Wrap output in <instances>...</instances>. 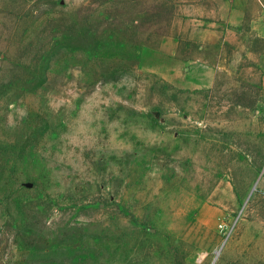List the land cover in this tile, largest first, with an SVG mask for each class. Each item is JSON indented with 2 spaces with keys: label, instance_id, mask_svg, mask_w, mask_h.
<instances>
[{
  "label": "rangeland",
  "instance_id": "obj_1",
  "mask_svg": "<svg viewBox=\"0 0 264 264\" xmlns=\"http://www.w3.org/2000/svg\"><path fill=\"white\" fill-rule=\"evenodd\" d=\"M233 2L0 0V264H264L263 26Z\"/></svg>",
  "mask_w": 264,
  "mask_h": 264
},
{
  "label": "crops",
  "instance_id": "obj_2",
  "mask_svg": "<svg viewBox=\"0 0 264 264\" xmlns=\"http://www.w3.org/2000/svg\"><path fill=\"white\" fill-rule=\"evenodd\" d=\"M262 2H264V0H234L233 2V6H234V12L233 15L235 17V19L238 21L241 20V18L243 17V15H245L250 8L256 9L258 8L260 12H262ZM233 187V186H232ZM234 188V187H233ZM235 194V195H234ZM230 200H231V204L230 205H222L223 209H231L233 206H235V204L238 202L239 204V200H238V196L236 194V191L234 189V193H230ZM232 205V207H231ZM202 210L199 211L198 216L202 215ZM221 213H224V211L222 212L220 211H214V214L220 215ZM216 216L214 217V219L216 218Z\"/></svg>",
  "mask_w": 264,
  "mask_h": 264
},
{
  "label": "built area",
  "instance_id": "obj_3",
  "mask_svg": "<svg viewBox=\"0 0 264 264\" xmlns=\"http://www.w3.org/2000/svg\"><path fill=\"white\" fill-rule=\"evenodd\" d=\"M230 2L234 1V0H228ZM262 12H261V23H262V26H263V39H264V2H262ZM220 227L223 228L224 225L223 224H220Z\"/></svg>",
  "mask_w": 264,
  "mask_h": 264
}]
</instances>
